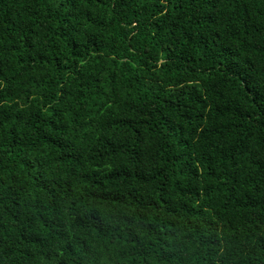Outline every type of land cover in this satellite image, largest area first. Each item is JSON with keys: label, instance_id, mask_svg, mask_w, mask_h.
Here are the masks:
<instances>
[{"label": "trees", "instance_id": "obj_1", "mask_svg": "<svg viewBox=\"0 0 264 264\" xmlns=\"http://www.w3.org/2000/svg\"><path fill=\"white\" fill-rule=\"evenodd\" d=\"M0 264H264V0H0Z\"/></svg>", "mask_w": 264, "mask_h": 264}]
</instances>
